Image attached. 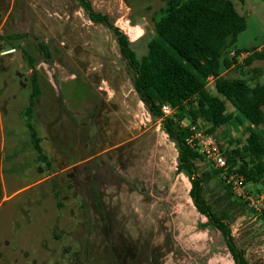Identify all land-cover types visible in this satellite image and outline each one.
I'll use <instances>...</instances> for the list:
<instances>
[{
	"label": "rangeland",
	"instance_id": "rangeland-1",
	"mask_svg": "<svg viewBox=\"0 0 264 264\" xmlns=\"http://www.w3.org/2000/svg\"><path fill=\"white\" fill-rule=\"evenodd\" d=\"M232 1L246 21L235 48L262 49L264 0ZM91 3L138 57L165 6ZM38 40L48 44L50 60ZM245 56L221 74L264 82V60L248 66ZM33 71L40 94L26 116ZM133 77L111 29L75 0H0V264H235L222 234L193 205L177 146L139 99ZM207 90L223 98L211 77ZM247 124L232 119L216 128L225 158V150L245 143ZM257 131L264 141V127ZM194 162L206 201L227 213L246 264H264V175L232 191L240 198L226 209L234 195L213 174L219 169L206 157Z\"/></svg>",
	"mask_w": 264,
	"mask_h": 264
},
{
	"label": "trees",
	"instance_id": "trees-1",
	"mask_svg": "<svg viewBox=\"0 0 264 264\" xmlns=\"http://www.w3.org/2000/svg\"><path fill=\"white\" fill-rule=\"evenodd\" d=\"M75 1L91 21L107 26L114 33L120 52L134 72L133 87L139 99L151 115L160 118L163 131L177 146V170L189 176L193 205L207 218V224L222 234L234 263L246 264L243 252L231 235L227 213L225 210L216 212L203 195L202 178L196 174L194 161L205 156L197 146L187 142L191 126L214 136L218 126L232 119L239 124L247 122L250 132L245 143L241 148L225 150L227 167L214 170L213 174L224 185L226 195H234L227 182L229 175H240L243 182H255L264 175V141L257 131L264 127V82L250 85L244 78L221 74L222 69L230 68L241 54H246L244 63L248 66L256 59L264 60V47L234 46L237 34L246 28L245 17L236 10L232 0H162L165 6L153 21L154 34L146 52L138 57L127 36L114 26L106 13L95 10L91 0ZM36 45L44 59L50 60L48 44L38 40ZM231 50L233 56L228 57L226 52ZM210 77L216 92L223 98L207 90ZM39 94L37 74L33 71L26 116L31 114ZM225 100L232 104L233 112L226 110ZM162 105H168L173 112L164 115ZM183 120L188 124L182 125ZM26 124L33 146L41 151L40 138L29 118ZM262 183L264 186V178ZM237 197L240 198L230 197L226 209Z\"/></svg>",
	"mask_w": 264,
	"mask_h": 264
},
{
	"label": "built area",
	"instance_id": "built-area-1",
	"mask_svg": "<svg viewBox=\"0 0 264 264\" xmlns=\"http://www.w3.org/2000/svg\"><path fill=\"white\" fill-rule=\"evenodd\" d=\"M161 110L164 115L173 112L168 105H162ZM191 135L187 138L190 145H195L204 154V156L215 166V168L225 170L227 167L226 158L222 150L216 144L214 136L206 134L195 126L190 127ZM224 176V175H223ZM227 182L231 185V190L236 193L237 189L243 187V178L240 175L231 174L227 177Z\"/></svg>",
	"mask_w": 264,
	"mask_h": 264
}]
</instances>
